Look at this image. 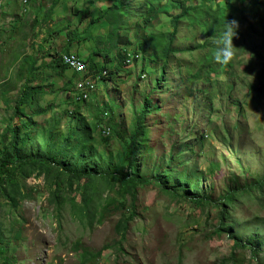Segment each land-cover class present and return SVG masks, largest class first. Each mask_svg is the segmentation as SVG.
<instances>
[{"label":"rangeland","instance_id":"obj_1","mask_svg":"<svg viewBox=\"0 0 264 264\" xmlns=\"http://www.w3.org/2000/svg\"><path fill=\"white\" fill-rule=\"evenodd\" d=\"M24 1L0 5V154L13 127L25 140L23 157L54 158L78 171L117 173L136 111L149 96L155 109L140 133L138 167L142 178L161 175L169 188L152 182L139 186L134 197L133 189L125 192L115 180L72 181L55 166L27 167L16 185L0 182V247L12 258L9 264H264V194L239 196L226 207L223 220L222 229L253 242L255 258L251 251L235 249L226 233H216L222 222L218 202L226 191L264 176V29L256 20L250 32L237 29L231 66L213 72L208 67L213 51L196 48L200 40L184 23L176 41L179 51L162 75L164 63L146 52L139 39L173 29L172 18L182 11L177 0H153L159 11L139 36L134 23L142 20L145 0H124L130 4L125 15L130 16L126 29L132 41L125 48L146 59L123 67L115 59L109 76L98 80V88L77 107L72 101L80 78L69 71L59 76L47 66L64 53L68 30L76 33L72 52L86 60L97 48L85 38L107 33L108 26L87 29L88 20L79 21L82 14L76 11L83 4L72 0ZM100 10L93 11L98 15ZM26 57L37 60L31 77L28 66L20 69ZM89 82L80 83L78 93ZM28 85L43 89L34 108L45 114L27 109L21 119L14 108ZM112 121L124 138L115 135ZM124 165L127 174L130 164ZM187 179L192 183L188 190L210 197V203L197 207L180 195Z\"/></svg>","mask_w":264,"mask_h":264},{"label":"trees","instance_id":"obj_2","mask_svg":"<svg viewBox=\"0 0 264 264\" xmlns=\"http://www.w3.org/2000/svg\"><path fill=\"white\" fill-rule=\"evenodd\" d=\"M53 1L56 2L59 0ZM159 1L161 3L165 0ZM72 2L76 5L81 3L83 4V6L76 11L77 14L78 12L82 14V17L79 19V21L81 19L88 20L86 27L87 29L91 30L101 23H105L108 26L107 33L104 32L103 35H96L90 38H85L86 41L94 40V42H96L95 46L97 48L95 51H92L90 54H88L85 60L89 65V73L91 76L102 75V72L104 70H108L110 68V65L114 63L115 59L122 67L123 65H130L134 62H138L141 57L143 60L146 59L142 54L139 53L138 50H130L127 47L125 48L126 44L132 42L128 35L130 31L128 32L126 29L130 16L128 14L125 15V12H128L127 9L130 8V4H127L124 0H72ZM176 2L177 4H179V8L182 11L179 14L173 16V29L165 33L152 32L148 34L147 38L139 39L143 42L144 50L146 52H149L151 56L156 58V60L164 63V65H162V75H165L166 73V65H168L171 58L174 57L179 51L176 47V41L180 34V27L184 23H187L188 27L191 29V31H193V37L196 40H200V42H197L195 47H209L212 51H214V45L211 44V40L220 33L225 20L235 19L239 25L238 29L243 28L246 32H250V30L252 31L254 28V22L252 23V19H254V21L256 20L261 28L264 29V0H177ZM55 5L56 3H54L51 7L52 11L49 12V15L54 13L53 8L55 7ZM96 7L97 9H101L100 11H96L98 12V15H96L93 11L96 10ZM143 7H145L146 11L140 14L142 20L134 23L137 29V36L141 34V29H147L151 17L159 11L158 5L153 3V0H145ZM91 8H93V10H91ZM230 9H232L233 11H237H234L235 14L232 12L229 13L227 10ZM67 34L70 40L69 44L64 47L63 54H69L72 52V37L76 33L68 30ZM242 49H244V47H242L240 50ZM111 52L116 53V57L111 56ZM61 55L62 54L57 53V55L53 58V61L47 66L52 71L56 72L59 76H63L69 69L67 66L62 64ZM96 56L101 58V60L99 59L100 62H97V58H95ZM63 61L65 64L69 65L68 60H65L63 58ZM36 65L37 60L33 59L32 57H26L20 69L25 70L28 66V75L29 77H31L35 72H37ZM229 65L231 66V64ZM221 66L222 65L214 63L212 60H210V66L208 67L210 69L212 68L213 72ZM112 67L114 70L115 66ZM204 68L202 67V70L196 74L198 77H202V71ZM116 70L118 71L117 68ZM74 77L78 78V75L74 74ZM208 81H210V78H208ZM29 83H31V80L29 81ZM71 86L72 84L69 83L67 87L68 90L71 89ZM44 94L45 93L42 88L31 87L30 85H28L25 88L24 93L16 101V106L14 108L15 117H20L21 119L25 117L27 115V109L33 110L37 96ZM84 98H86V96H84ZM72 102L77 107L85 103V101L77 102L76 100H73ZM154 109L155 106L153 104V101L149 96L146 97V102L140 109L136 111L138 112V114L135 118L134 129L131 135V141L129 142L128 152L126 153L125 158H123L122 160V165L119 172L113 174H98L96 171H78L65 163H58L56 159L49 157H23L21 155V150L22 146H24L25 140H22V134L19 133L20 131L18 129L10 127L9 130L11 131V137H9V139H6L7 142L5 144V149H3V153L0 154V156H2L0 157V182H8L11 185H16L19 173L24 171V169L27 167L39 165L47 170L52 169V166L58 167L60 169L59 175L67 174V176L72 181H82L84 179H92L97 177L115 180L118 183L122 184V189L125 192L133 189L134 197H137L136 190L139 186L150 185L152 184V182H158L164 189H168V184L162 183L164 177L158 175L155 179L146 177L142 178L138 167L139 163L137 159V147L139 145L140 133L144 128V120L146 119L147 115L150 114ZM34 113L36 115L45 114L44 112H36L35 108ZM114 124L115 123L112 121L111 125L115 129V135L124 138L123 131H119L120 126L118 124H115L114 126ZM30 125L31 122H25L26 128L30 127ZM111 139L112 138H106V142L110 141ZM68 150L69 145L64 147L61 155H64ZM126 162L130 164L127 174L124 173L126 171L124 163ZM191 185L192 183L189 182L188 179L185 180V186L184 188H181L183 189V193L180 194L182 197H184V199L188 200L190 203L194 204L197 207H203L204 205L210 203V197L199 195L198 191L195 190H188L187 187L190 188ZM170 187L174 188V186ZM177 190L179 189L175 188V194H178ZM263 191L264 176L261 179L256 180L255 183L246 185L243 188L229 189L218 202V207H220L221 209L220 218L222 219V222L220 227L216 230V233L218 235H221L222 232L226 233L228 238L231 239L234 243L235 249L251 251L253 258L258 255L253 242H251L250 240H248L247 242H243L234 235L233 231L230 228L226 230L222 229L223 220L227 214L226 207L234 205L236 199L239 196H256L255 193L258 194L257 196H261L264 194ZM134 217L135 214L133 213L130 220H132ZM0 258L3 260L2 264H9V262L12 260V258L8 257L5 249H3L2 247H0Z\"/></svg>","mask_w":264,"mask_h":264},{"label":"clouds","instance_id":"obj_3","mask_svg":"<svg viewBox=\"0 0 264 264\" xmlns=\"http://www.w3.org/2000/svg\"><path fill=\"white\" fill-rule=\"evenodd\" d=\"M2 1H3L2 3H4V0ZM25 1L27 4L28 1L27 0ZM1 8L2 6L0 7V9ZM26 11H27V8L25 7L24 12ZM238 27H239L238 22L235 19L225 20L223 24V28L221 29L220 33L214 39L211 40V44L214 45V51L212 52V61L214 63H217L222 66H226V65H229L233 61V57L235 55V51H234L235 46L233 45V38L237 36ZM64 55H76L77 57H79L80 60H82L87 65L88 67L87 73H85L84 75L75 73L71 69H68V71L72 72L73 75L74 74L78 75V77L81 80L80 83H82L86 79H89L90 81L94 82L95 89H96L98 88L97 86L98 80L101 81L103 78H106L109 76L108 70H104L102 72V75H92L91 76L89 73L88 63L84 59H81L78 54L71 52L69 54H62L61 57H63ZM61 61H62V58H61ZM106 72L107 74H105ZM78 85H77L76 94L73 96V98H75V96L78 94Z\"/></svg>","mask_w":264,"mask_h":264},{"label":"bare ground","instance_id":"obj_4","mask_svg":"<svg viewBox=\"0 0 264 264\" xmlns=\"http://www.w3.org/2000/svg\"><path fill=\"white\" fill-rule=\"evenodd\" d=\"M25 4H26V1L24 2ZM3 3L2 2H0V5H2ZM65 56H66V58H65ZM63 58L65 59V60H69V55H64L63 57H62V62H63V64L65 65V66H67V67H69L70 68V61H69V65H67V64H65L64 63V61H63ZM71 62H72V64H75V65H77V67H78V69H77V73L78 74H85V73H87V65L82 61V60H80L79 59V57H77L76 55H71ZM85 68V69H84ZM83 70H84V72H83ZM105 74H107V72L105 73ZM89 80V79H88ZM95 90V84H94V82H89V83H87V85H86V87H85V89L84 90H82V91H80L76 96H75V100L77 101V102H79V101H86V100H88V98H89V96H90V94L93 92ZM87 93H89V94H87ZM84 96H86V98H84Z\"/></svg>","mask_w":264,"mask_h":264},{"label":"built area","instance_id":"obj_5","mask_svg":"<svg viewBox=\"0 0 264 264\" xmlns=\"http://www.w3.org/2000/svg\"><path fill=\"white\" fill-rule=\"evenodd\" d=\"M68 61H70V68L69 69H71L73 72L77 73L78 67H77V65L72 64V62H71V55H69V60ZM87 94H89V93H87Z\"/></svg>","mask_w":264,"mask_h":264}]
</instances>
